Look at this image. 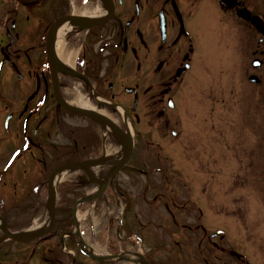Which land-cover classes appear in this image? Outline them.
Returning <instances> with one entry per match:
<instances>
[{
	"label": "flooded vegetation",
	"instance_id": "obj_1",
	"mask_svg": "<svg viewBox=\"0 0 264 264\" xmlns=\"http://www.w3.org/2000/svg\"><path fill=\"white\" fill-rule=\"evenodd\" d=\"M80 1L74 2V6L78 4L81 12L93 10L94 17L75 12L66 0H47L45 5L29 0L2 9L0 264H31L34 258L47 256L51 257V264H73L77 253L99 263L80 250L79 242L83 248L93 247L92 237H82L84 241L76 237L78 229L72 222L71 210L66 212L69 218L56 215L47 231L46 224L41 223L51 174L62 164L88 162L104 156L105 150H118L113 132L103 139L102 118L123 130L128 122L133 148L142 141L145 147L161 148L158 142L150 140L151 128L163 138L169 134L178 138V132H167L170 123L177 122L173 111L183 108L192 84H203L204 75L213 66L212 46L224 37L222 29L229 19L245 30L248 28L258 36V44L262 43L249 23L238 18L237 11L249 6L246 0H227L225 9L218 0H87L90 4L85 6ZM250 10L251 15L258 14L251 7ZM69 15L84 17L86 22L81 26L100 23L85 31L77 28L68 32L61 58L55 53L57 60H51L45 47L47 31L56 19ZM245 34L243 31L238 40L246 50ZM72 48H78L75 60H62ZM262 54L261 50L259 56ZM241 61L246 66V60ZM252 61L248 60L249 64ZM64 69L74 71L78 78L66 74ZM78 92L83 98L81 107L85 115L70 113L58 104L57 94L66 103L76 105ZM141 153L138 155L145 161L142 165L146 169L148 157ZM169 157L163 156L165 160ZM208 158L214 161L215 157ZM100 168L96 172L99 177L112 166ZM84 174L79 172L78 178ZM86 183L85 178L79 179L69 191H79ZM115 183L114 179L108 181L107 193L114 192L119 201L125 200ZM158 197L154 194L151 201L157 202ZM163 205L166 206L165 202ZM171 218L175 222L173 215ZM184 224L181 226H187ZM110 232L118 236L112 228ZM14 234L24 238L13 239ZM213 240L208 237L214 250L237 264H248L244 257L231 255ZM55 248H60V252L55 253ZM131 248L126 243V249L115 251L106 243L105 252L93 253L107 257L101 264H132ZM212 259L211 264H216L214 259L218 256L213 255ZM146 261L165 264L163 259L154 260L149 255Z\"/></svg>",
	"mask_w": 264,
	"mask_h": 264
},
{
	"label": "rangeland",
	"instance_id": "obj_2",
	"mask_svg": "<svg viewBox=\"0 0 264 264\" xmlns=\"http://www.w3.org/2000/svg\"><path fill=\"white\" fill-rule=\"evenodd\" d=\"M7 1L9 4L11 0H0V11ZM246 3L264 20V0ZM239 25L226 21L224 37L212 46L213 66L204 75L203 84H192L183 108L173 111L177 122L170 123L167 132H178V138L170 134L163 138L151 128L150 140L158 141L161 149L145 148L142 141L115 176V184L128 198L124 204L120 208L114 202L103 204L110 202L104 197L95 205H82L77 218L83 219L86 214L83 222L87 238L99 230L96 240L104 242L105 247L108 243L121 251L130 243L144 250L145 256L163 259L165 264H211L213 255L218 256L216 264H237L208 242L209 235L220 232L222 239L213 241L226 252L242 254L249 264H264V64L257 70L248 62L257 57L264 63V42L258 44V36ZM243 31L246 50L238 40ZM261 50L263 54L259 56ZM241 60H246V66ZM252 75L261 81L259 86L248 82ZM140 151L149 157L146 169L138 155ZM108 152L120 156L116 150ZM164 155L171 157L165 160ZM209 156H214V161ZM74 173L69 172L60 182L78 180ZM87 187H80L78 192H88ZM147 188L152 189L149 199L159 195L158 203L146 199ZM75 197L67 194L63 200L57 194L56 206H66ZM111 219L115 221L113 225L104 227V222ZM110 228L116 234L120 230L123 238L113 235ZM201 228L207 232L204 234ZM94 249L105 252L103 246ZM59 250L55 248V253ZM50 258L37 257L31 264H51ZM72 262L101 264L80 253Z\"/></svg>",
	"mask_w": 264,
	"mask_h": 264
},
{
	"label": "water",
	"instance_id": "obj_3",
	"mask_svg": "<svg viewBox=\"0 0 264 264\" xmlns=\"http://www.w3.org/2000/svg\"><path fill=\"white\" fill-rule=\"evenodd\" d=\"M68 18H63V19H60L58 20L57 22H55V24L53 25L56 26L58 23H60L62 20H66ZM71 19V18H69ZM72 20H79V19H76V18H73ZM255 20V19H253ZM253 23L256 25V22L253 21ZM52 27V28H53ZM52 28L49 32V36H48V41H47V48L49 49L50 48V43H51V40H52ZM255 65H259L260 62H254ZM68 73H71L69 71H67ZM250 81H257V79L255 77H250L249 78ZM59 103L61 104V106L67 110H69L70 112H73L75 114H83L85 115V112L82 111V109L78 108V107H75V106H70L62 101L59 100ZM103 123L104 124H107L108 127H110L111 129H113L117 134H118V137H119V140H120V145L122 146V158L116 162L114 164V169L109 172L108 174H106L105 178H104V182L102 185H106L108 179L113 176L117 171H119V169L126 163V161L128 160L129 156H130V153H131V149H132V145H131V142L128 140V138L126 137V135L118 128H116V126H113L110 122H108L106 119H102ZM102 161L101 159H97V160H94V161H91L89 162V164H100ZM88 163L86 162H74V163H68V164H64L60 167H58L54 173L56 172H60V171H64V170H82L84 172H88L87 169H86V165ZM53 175V174H52ZM52 175L51 177L49 178V181L52 179ZM89 176H91L89 174ZM101 191L98 193L97 197L100 195ZM96 197H88V198H83V199H80L77 204L79 203H82V202H85V201H90L92 199H95ZM48 214H49V219H50V222H51V227L54 223V217H55V211H54V200L52 198V195L50 194V189H49V196H48ZM73 215H74V209H73ZM217 235V234H215ZM214 236V235H213ZM14 238L16 239H22V237L20 236H14ZM86 254L90 257H92L93 259H96L98 261L102 260L103 258H98V257H95L89 253L86 252ZM141 264H146V262H141Z\"/></svg>",
	"mask_w": 264,
	"mask_h": 264
},
{
	"label": "bare ground",
	"instance_id": "obj_4",
	"mask_svg": "<svg viewBox=\"0 0 264 264\" xmlns=\"http://www.w3.org/2000/svg\"><path fill=\"white\" fill-rule=\"evenodd\" d=\"M74 30L73 27L70 26V24L68 22H63L61 25H59L56 29H55V41L56 43H58L59 48L57 49V55L60 57L61 55V42H62V38L66 35V33L70 32ZM65 58H63V60H69V54L64 53ZM63 56V57H64ZM61 58V57H60ZM79 96L76 97V99L74 100V103L78 106H82L84 105L83 102V98L80 94H78ZM114 159V158H111ZM103 163H108L107 161L103 160L100 164L98 165H94V166H88V169L90 170L91 174L96 175V171L99 167L103 166ZM66 174V172H61L58 173L57 175H55L54 179L52 180V195L55 198V186L57 184V182H59L60 180H62L63 176ZM47 222H49L48 217L46 216L45 221H44V226L45 224H47Z\"/></svg>",
	"mask_w": 264,
	"mask_h": 264
},
{
	"label": "trees",
	"instance_id": "obj_5",
	"mask_svg": "<svg viewBox=\"0 0 264 264\" xmlns=\"http://www.w3.org/2000/svg\"><path fill=\"white\" fill-rule=\"evenodd\" d=\"M62 212H65V215L61 214V218H64V219L69 218V215L66 214V212H68V210H62Z\"/></svg>",
	"mask_w": 264,
	"mask_h": 264
}]
</instances>
